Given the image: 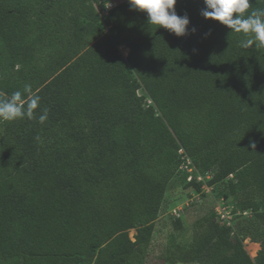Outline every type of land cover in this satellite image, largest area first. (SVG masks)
Segmentation results:
<instances>
[{"label":"trees","instance_id":"1","mask_svg":"<svg viewBox=\"0 0 264 264\" xmlns=\"http://www.w3.org/2000/svg\"><path fill=\"white\" fill-rule=\"evenodd\" d=\"M107 1L0 0V98L40 97L32 119L0 120V264H149L179 184L251 218L233 238L209 208L166 262L264 264V49L202 17L203 0H177L196 29L180 37L127 0L103 21Z\"/></svg>","mask_w":264,"mask_h":264},{"label":"clouds","instance_id":"2","mask_svg":"<svg viewBox=\"0 0 264 264\" xmlns=\"http://www.w3.org/2000/svg\"><path fill=\"white\" fill-rule=\"evenodd\" d=\"M130 10L144 12L147 23L157 28L163 27L177 37L194 33L195 27L188 28L187 14L178 15L175 9L177 0H127ZM205 5L201 15L227 26L231 32L242 34L241 48L264 49V9H250V0H203ZM210 34V33H208ZM205 34V35H208ZM40 97L31 94V85L26 84L23 92L15 91L9 98H0V120L15 121L27 117L32 119L39 106ZM48 110L43 109L39 122L47 120ZM253 147L255 145L253 144Z\"/></svg>","mask_w":264,"mask_h":264},{"label":"rangeland","instance_id":"3","mask_svg":"<svg viewBox=\"0 0 264 264\" xmlns=\"http://www.w3.org/2000/svg\"><path fill=\"white\" fill-rule=\"evenodd\" d=\"M117 3L123 0H115ZM120 51L124 56L129 53V48L127 46H120ZM141 92V91H140ZM211 188H207L205 195L191 192L190 189H183L181 184L175 186L167 193L168 209L159 217L156 221V230L153 235L152 243L150 244V261L149 264H200L197 262H180L172 263L166 262L164 255H168V249L171 248L172 259H174L177 244L184 243L188 244L192 238L191 226L194 220L203 212L207 211L209 208L214 207L216 212L222 205L221 198H215L213 193L210 192ZM230 199H225L224 202H228ZM187 205L188 207H186ZM183 207L182 218L184 221V228L181 231L174 230L172 222L174 220L173 208ZM177 207V209H178ZM179 210V209H178ZM180 212V211H179ZM181 214V213H180ZM218 214V213H217ZM251 218V214H246L243 217L239 215L235 216L233 220V234L232 237L240 236L239 227L244 219ZM136 233L135 229L129 231V235L134 239ZM176 234L175 240H171V236ZM173 241V242H172ZM243 244L249 255L255 259L261 248L259 242L251 240L247 237L243 240Z\"/></svg>","mask_w":264,"mask_h":264},{"label":"built area","instance_id":"4","mask_svg":"<svg viewBox=\"0 0 264 264\" xmlns=\"http://www.w3.org/2000/svg\"><path fill=\"white\" fill-rule=\"evenodd\" d=\"M117 4L115 0H109L105 3L102 4L101 8H100V16L102 18V20H106L107 16L109 15V12L111 9H113ZM182 151V150H181ZM187 164H185V166L188 168V171L189 172H193V168L192 167H189V164H190V160L189 158H187ZM192 176L189 177V179H191ZM198 179L201 180L202 179V176H198ZM208 187L206 186V189ZM178 207V206H177ZM174 207L173 208V215H181V211L183 210V207ZM180 211V212H179ZM220 219L226 223L228 226H233V218H234V214L232 212V207L228 204H226V202H224V199H222V205L220 206L219 210L217 211ZM249 211H245L243 212V214H248Z\"/></svg>","mask_w":264,"mask_h":264}]
</instances>
